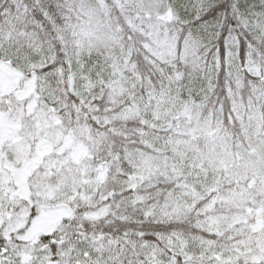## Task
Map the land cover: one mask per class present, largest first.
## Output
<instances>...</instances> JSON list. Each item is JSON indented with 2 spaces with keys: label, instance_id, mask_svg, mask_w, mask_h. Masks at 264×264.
<instances>
[{
  "label": "snow or ice",
  "instance_id": "obj_1",
  "mask_svg": "<svg viewBox=\"0 0 264 264\" xmlns=\"http://www.w3.org/2000/svg\"><path fill=\"white\" fill-rule=\"evenodd\" d=\"M5 73L0 264H264V0H0Z\"/></svg>",
  "mask_w": 264,
  "mask_h": 264
},
{
  "label": "rangeland",
  "instance_id": "obj_2",
  "mask_svg": "<svg viewBox=\"0 0 264 264\" xmlns=\"http://www.w3.org/2000/svg\"><path fill=\"white\" fill-rule=\"evenodd\" d=\"M0 83H3L6 86H11L13 85L14 81H12L9 76L5 74H0ZM8 125L6 124V127ZM59 215V210L58 209H48V210H42L41 215L37 218V223L40 225H47L52 223L56 217ZM226 217L230 216H224V217H217L216 219V224L219 226H223L224 220ZM233 218H240V217H234Z\"/></svg>",
  "mask_w": 264,
  "mask_h": 264
},
{
  "label": "trees",
  "instance_id": "obj_3",
  "mask_svg": "<svg viewBox=\"0 0 264 264\" xmlns=\"http://www.w3.org/2000/svg\"><path fill=\"white\" fill-rule=\"evenodd\" d=\"M240 217V213L238 211H232L230 209L224 208L218 212L217 217ZM252 219L255 221V225L257 228L264 227V210L257 208L254 213H250Z\"/></svg>",
  "mask_w": 264,
  "mask_h": 264
}]
</instances>
